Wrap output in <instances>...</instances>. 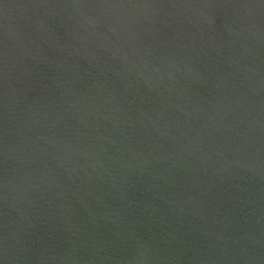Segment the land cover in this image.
Masks as SVG:
<instances>
[{"label": "water", "instance_id": "95a60500", "mask_svg": "<svg viewBox=\"0 0 264 264\" xmlns=\"http://www.w3.org/2000/svg\"><path fill=\"white\" fill-rule=\"evenodd\" d=\"M0 264H264V0H0Z\"/></svg>", "mask_w": 264, "mask_h": 264}]
</instances>
